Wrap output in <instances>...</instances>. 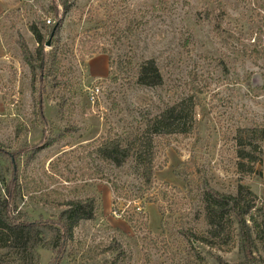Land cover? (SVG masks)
Returning a JSON list of instances; mask_svg holds the SVG:
<instances>
[{"label": "rangeland", "instance_id": "obj_1", "mask_svg": "<svg viewBox=\"0 0 264 264\" xmlns=\"http://www.w3.org/2000/svg\"><path fill=\"white\" fill-rule=\"evenodd\" d=\"M221 1L222 18L212 0H0V151L14 153V166L32 188L56 190L55 197H97L94 218L76 232L87 247L101 251L117 239L126 264L244 260L238 243L231 250H208L197 242L191 247L180 234L184 227L208 228L204 219L196 220L205 183L227 193L248 185L264 207V141L253 173L238 171L235 152L238 127L264 125V0ZM132 12L138 22L131 33L125 17ZM216 22L221 32L213 29ZM32 24L59 27V87L33 79L21 48L26 43L34 52L38 45ZM148 59L156 61L161 85L137 83L138 65ZM191 94L198 97L195 117L157 138L155 184L137 198L144 180L140 166L132 157L122 166L102 159L98 144L110 131L129 137ZM0 160L9 179L12 163L2 154ZM19 206L35 221L57 219L60 212L26 197ZM38 251L40 264L57 263L45 246ZM258 254L264 257L263 247ZM108 259L101 254L90 260L78 250L57 264Z\"/></svg>", "mask_w": 264, "mask_h": 264}, {"label": "trees", "instance_id": "obj_2", "mask_svg": "<svg viewBox=\"0 0 264 264\" xmlns=\"http://www.w3.org/2000/svg\"><path fill=\"white\" fill-rule=\"evenodd\" d=\"M212 1L219 6L222 18L226 14L225 4L221 0ZM64 6L67 12L68 6L66 4ZM51 11L57 18L58 9L53 7ZM205 14L210 18L208 20L213 19L208 7L205 9ZM125 19L127 31L134 32L138 16L132 12ZM43 28L45 29L36 24L30 25V31L38 43L34 52L26 43L21 44V48L25 60L33 70L34 81L40 83L47 81L59 87L64 83L59 76L62 53L58 44L60 40H54L58 35L59 27L44 26ZM213 29L221 32L219 22L214 23ZM47 38L51 39L52 46L48 52L44 47ZM128 61L129 64L132 63V59ZM136 81L146 86L163 83V75L154 59H148L138 65ZM60 97L61 104L65 103V96ZM197 103L198 97L193 94L182 97L166 107L159 115L148 119L129 137L110 131L98 144L97 152L102 159L109 160L116 166H122L132 157L140 166L144 180L136 194L137 198H144L155 184L157 138L162 134L176 132L179 126L176 122L185 123L193 119ZM260 141H264V125L237 128L235 152L239 172L247 174L254 172L255 166L262 158ZM0 154L12 163L10 177L7 179L2 172L0 160V249L7 250L6 254H0V264H40L41 254L38 251L40 245L56 254L54 261L57 263H61L65 255L74 257L78 250H84L90 260H96L101 254H107L111 255V259L107 260L108 264H126V259L129 257L124 245L117 239H113L98 251L100 247H87L86 243L77 237L76 232L82 222L92 220L95 216L96 196L55 197L56 190L45 192L32 188L23 181L19 167L14 166V153L3 154L0 151ZM113 189L118 190L115 183ZM24 197L60 209L57 219L31 220L28 211L19 206L20 200ZM162 198L164 200L165 197ZM159 199L154 196L151 200ZM198 200L200 214L196 220L204 219L208 228L204 231H199L196 227L181 229L180 234L191 247L197 242L208 250L223 251L227 247L228 250L233 249L238 243L244 258L240 264H264V257L258 254L260 247L264 248V207L259 202L258 195L248 185L240 183L235 193H227L220 192L205 183ZM160 208L163 211L162 205ZM129 220H133V216Z\"/></svg>", "mask_w": 264, "mask_h": 264}, {"label": "built area", "instance_id": "obj_3", "mask_svg": "<svg viewBox=\"0 0 264 264\" xmlns=\"http://www.w3.org/2000/svg\"><path fill=\"white\" fill-rule=\"evenodd\" d=\"M47 21H48V22H51L50 19H48ZM96 90H97V92H99V88L96 87ZM93 98H94V94H93ZM93 98H92V99H93Z\"/></svg>", "mask_w": 264, "mask_h": 264}, {"label": "water", "instance_id": "obj_4", "mask_svg": "<svg viewBox=\"0 0 264 264\" xmlns=\"http://www.w3.org/2000/svg\"><path fill=\"white\" fill-rule=\"evenodd\" d=\"M49 43H51L50 41H48Z\"/></svg>", "mask_w": 264, "mask_h": 264}]
</instances>
